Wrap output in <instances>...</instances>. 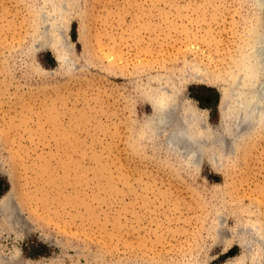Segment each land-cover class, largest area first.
Returning <instances> with one entry per match:
<instances>
[{
	"label": "rangeland",
	"instance_id": "1",
	"mask_svg": "<svg viewBox=\"0 0 264 264\" xmlns=\"http://www.w3.org/2000/svg\"><path fill=\"white\" fill-rule=\"evenodd\" d=\"M263 14L0 0V264H264V121L219 107ZM159 85L206 109L197 163L151 127Z\"/></svg>",
	"mask_w": 264,
	"mask_h": 264
},
{
	"label": "bare ground",
	"instance_id": "2",
	"mask_svg": "<svg viewBox=\"0 0 264 264\" xmlns=\"http://www.w3.org/2000/svg\"><path fill=\"white\" fill-rule=\"evenodd\" d=\"M255 1L260 7L264 4V0ZM251 33L253 39L243 55L239 70L234 73L229 86L220 90L221 120L233 118L237 127L233 136L247 128V122L256 124L264 121V17L251 28ZM209 78L205 76L203 80L209 81ZM195 101L190 97L179 98L173 88L159 85L152 89L149 102L154 110L151 118L153 130L163 131L169 146L182 151L193 163H197L203 154L204 128L207 125L206 109L200 108ZM214 141L217 142L216 138Z\"/></svg>",
	"mask_w": 264,
	"mask_h": 264
}]
</instances>
